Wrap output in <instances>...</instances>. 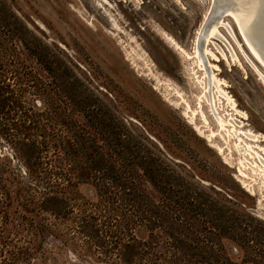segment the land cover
<instances>
[{
    "label": "rangeland",
    "instance_id": "1",
    "mask_svg": "<svg viewBox=\"0 0 264 264\" xmlns=\"http://www.w3.org/2000/svg\"><path fill=\"white\" fill-rule=\"evenodd\" d=\"M218 1L229 6L222 11ZM230 7L227 0H0V264L124 263L75 229L80 204L98 199L93 181L77 184L73 213L52 211L54 194L36 177L31 146L43 139L37 125L47 110L70 122L55 115L49 135L83 128L85 148L75 161L98 160L120 135L200 196L194 212L180 215L177 232L132 229L133 238L150 242L156 264H264V179L245 173L243 149L217 131L211 85L210 104L202 100L208 121L193 113L201 91L192 74L196 46L201 71L217 62L215 73L241 111L228 114L259 136L264 161V67L224 14ZM217 19L206 50L205 32ZM55 153L42 156L52 163Z\"/></svg>",
    "mask_w": 264,
    "mask_h": 264
},
{
    "label": "trees",
    "instance_id": "2",
    "mask_svg": "<svg viewBox=\"0 0 264 264\" xmlns=\"http://www.w3.org/2000/svg\"><path fill=\"white\" fill-rule=\"evenodd\" d=\"M52 111L39 114L43 123H38L37 128L44 133L43 139L31 142L37 153L34 157L36 177L43 189L49 191L48 195L54 194L50 198L54 207L52 211L57 215L73 213L70 200L76 198L77 184L85 179L93 181L98 199L80 204L75 229L96 245L106 247V251L115 250L124 263L135 258L141 259L143 264H156L159 258L150 251V242L133 238L132 229L135 225H143L152 231L158 227L161 232L166 228L177 232L178 223L183 220L180 215L194 212L200 196L188 191L179 176L171 174L151 156L143 155L138 145L123 141L120 135H115V148L109 144L102 148L98 160L91 163L75 161L74 155L85 148V132L78 127L71 137L67 133H52L55 115L61 124H70L65 114ZM51 129L49 135L46 131ZM48 148L56 152L52 163L42 156ZM146 181L156 189V198L149 193ZM170 219L175 221L170 222ZM150 235L159 237L160 233L151 232Z\"/></svg>",
    "mask_w": 264,
    "mask_h": 264
},
{
    "label": "bare ground",
    "instance_id": "3",
    "mask_svg": "<svg viewBox=\"0 0 264 264\" xmlns=\"http://www.w3.org/2000/svg\"><path fill=\"white\" fill-rule=\"evenodd\" d=\"M227 1L230 2L231 7L229 9H227L224 14L232 17V19L234 20V22L237 24L238 28L240 29V32H241L242 37L244 39L243 41H245V43L247 44V46L249 47V49L253 53L254 57L264 67V0H227ZM99 6L101 8V5H99ZM228 6L229 5L226 2H219V1L216 2V5H215V7H218V8L221 7L222 11ZM213 9H215V8H213ZM219 20L217 19L208 25L207 30L205 32V38L203 40L204 45L208 40H210L209 37L212 34H214L215 31L217 30ZM221 21H223L222 18H221ZM113 25H114V23H112V26ZM222 25H223V23H222ZM117 27H119V26L117 25ZM219 33H220V31H219ZM217 34H216V36H217ZM214 36H215V34H214ZM211 39H212V37H211ZM208 45H210V44H208ZM205 49L208 50V47L206 46ZM211 50H213L212 47H211ZM188 55L186 56V54H185L186 57H188ZM215 55H216V53L214 54V56ZM191 56L193 58V63H195L197 69L200 70V72H198V70L193 69L192 74H194L193 76H194V79H195V82L197 83V85H200V87H201L200 88L201 91L199 92L200 95L197 94V102H196L197 107L193 110V113L197 112V110L200 111L201 112V119L204 123H206L208 121V117L205 115V113H202V110H203L202 105L204 104V103H202V100H203V102H208L212 98L211 100H213L214 106H215L216 110L218 111V115L216 113L217 116L215 117L214 121L217 125V131H219L220 136H222V138L224 140H226V141L228 140L227 143H231L233 147H235V148L241 147L243 149V155H241L240 157L238 156V159H239L238 161L240 162V164L242 163L241 166H244L245 173L247 174V172H249V173L251 172L252 173L251 176L254 177V179L259 178V179L263 180L264 179V161L260 160L261 152L259 150L262 148H261V145L258 143L259 136L253 132L248 131L249 129H245V130L242 128L240 129L241 126L237 127L232 120L233 118L232 119L230 118V115L228 114L229 111H231V112H234V111L241 112V111H239L235 107V101L229 95V93L225 89V86H223L224 84H226L225 81L222 78H219V76H217L218 69H219V66L216 65L217 62L215 65H213V63L209 64L212 67H214L215 69L217 68V73H215V69H211V68L209 69L211 71L209 73H207V71L206 72L204 70L201 71L202 63H201V58H200L198 48L196 46L194 47L193 55H191ZM226 57H228V56L226 55ZM232 57H233V55H232ZM211 59H213V58H211ZM225 60H226V58H225ZM217 61H219V60H217ZM252 67L256 68V66L254 64ZM202 69H204V67ZM207 85H211L210 87L212 88L210 90L211 93L209 92L211 94V98H209L210 96H208L206 93ZM186 109H187V107H186ZM209 109H211L210 106H209ZM213 109H214V107H213ZM220 109L223 112L226 110L225 112L227 113V116L223 115L222 114L223 112ZM217 111H215V112H217ZM190 113H191V111H190ZM193 113H192V116H193ZM197 114H198V112H197ZM230 114L232 116V113H230ZM243 114H244V112H243ZM212 115H213V113H212ZM191 119L193 120L194 117ZM209 132L212 134L215 131L209 130ZM239 150H241V149H239ZM261 158H263V157H261Z\"/></svg>",
    "mask_w": 264,
    "mask_h": 264
}]
</instances>
